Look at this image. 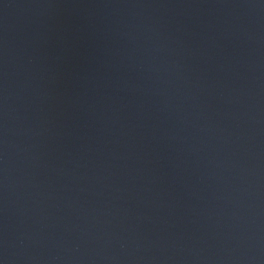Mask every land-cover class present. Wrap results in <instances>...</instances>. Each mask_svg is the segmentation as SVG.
<instances>
[{
  "label": "water",
  "instance_id": "water-1",
  "mask_svg": "<svg viewBox=\"0 0 264 264\" xmlns=\"http://www.w3.org/2000/svg\"><path fill=\"white\" fill-rule=\"evenodd\" d=\"M0 264H264V0H0Z\"/></svg>",
  "mask_w": 264,
  "mask_h": 264
}]
</instances>
